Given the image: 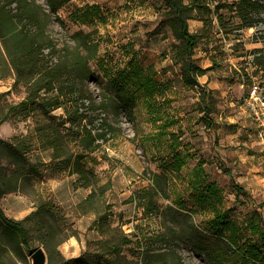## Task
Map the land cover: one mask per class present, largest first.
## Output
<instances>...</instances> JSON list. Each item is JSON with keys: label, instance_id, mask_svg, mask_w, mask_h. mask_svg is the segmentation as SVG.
I'll use <instances>...</instances> for the list:
<instances>
[{"label": "rangeland", "instance_id": "1", "mask_svg": "<svg viewBox=\"0 0 264 264\" xmlns=\"http://www.w3.org/2000/svg\"><path fill=\"white\" fill-rule=\"evenodd\" d=\"M216 1L209 0L212 10ZM36 2L46 6V0ZM166 11L160 0H72L59 11L64 23L54 19L48 26V36L59 48L74 46L73 34L79 30L92 33L99 51L91 66L98 79L88 82V86L97 102L104 96L109 104L95 123L101 128L102 120L106 122L109 140L101 141L100 148L85 160L86 167L94 170L98 183L95 187L80 189V193H74L80 187L72 181L67 187L50 191L46 184L51 177L46 165L50 160L49 152L33 150L29 153V163L39 166L40 174L16 180L12 174L18 168L0 146V172L6 180L1 206L6 215L22 221L42 201L49 199L60 208L59 215L46 217L55 226V234L46 246L51 263L74 264L71 262L74 258L93 257L103 252L95 243L101 236L93 223L106 211L105 206L110 205L113 226L125 234L164 233L168 242L155 245L161 252L173 251L186 264H208L185 240L175 237L186 227L189 214L196 224L212 216L210 212L201 211L192 214V208L196 207L186 190L193 168L201 160L210 180L221 187L224 207L231 208L228 210L230 218L242 225L247 214L257 210L264 224V156L255 149H251L254 157L247 155V146L238 145L243 139L237 129L242 112L248 113L245 99L252 85H259L264 92V22L225 37L218 34L217 19L213 16L215 30L209 38L199 41L194 54L201 68L211 70L199 77V86L191 89L183 80L182 64L174 61L179 40L170 27L161 33L157 31ZM189 25L192 32H200L203 22L190 20ZM3 50L0 46V60L5 58ZM256 57H261V61H255ZM4 68H0L1 73L8 72V67ZM9 69L8 77L0 78V121L6 116L9 105L26 97L23 86L14 87L15 73L10 65ZM136 71L142 73L143 81L149 79V88L139 87L141 82L135 77ZM122 74L125 75L120 77V83H127L124 92L136 95L132 121L122 108L115 107V90L109 83ZM204 92L214 99L211 116L215 126L212 129L201 121L199 97ZM148 102L157 104L156 109L160 108L176 122L169 128L170 132L177 134L182 129L178 151L187 158V164L179 174L167 168L172 160V141L168 136L157 135L161 123H155ZM32 128L31 119H11L0 125V140L12 142L15 137L27 136ZM215 153L218 156H214ZM68 173L62 174L67 176ZM154 173L168 175L169 198L155 196L153 211L147 214V201L132 197L153 186ZM234 183L246 194H237ZM100 186L105 188L104 201L94 203L96 212H85L80 207L84 196ZM180 199L187 201V207L177 203ZM173 216L178 220L173 222ZM240 237L244 247L257 243L245 227ZM132 240L134 243L125 246L120 256L112 257L118 264L142 260L136 238ZM30 246L32 251L42 246L38 235H31ZM31 253L0 230V264H32Z\"/></svg>", "mask_w": 264, "mask_h": 264}, {"label": "trees", "instance_id": "2", "mask_svg": "<svg viewBox=\"0 0 264 264\" xmlns=\"http://www.w3.org/2000/svg\"><path fill=\"white\" fill-rule=\"evenodd\" d=\"M71 1L46 0V6H43L36 0H0V46L9 61L8 63L5 58L0 60V68L8 67V72H0V78L8 77L11 72L10 65L15 73L14 87L23 86L26 89V97L17 104L9 105L0 125L11 119H31L33 123L27 136L15 137L12 142L0 140V146L18 168L12 174L16 180L21 176H39V166L29 163L28 154L33 150L44 151L50 153V160L46 165L51 171V177L63 172L76 174L78 179L75 186L88 189L95 187L98 182L94 170L86 167L85 160L100 148V141L109 140L105 131L108 128L106 122L102 120L101 128L95 126L100 113L109 104H106L104 96L97 102L88 86V82L98 79L91 66L99 51L98 44L92 39V33L83 30L75 32L74 46L67 45L63 48H59L48 36V26L54 19L64 23L59 11ZM160 1L164 3L167 11L157 31L161 33L170 27L179 40L180 45L176 47L174 61L182 64L183 80L191 89L199 86V77L211 70L201 68L195 62L194 54L199 41L209 38L215 30L213 16L217 19L218 34L222 33L225 37L235 31L255 28L264 22L262 0H217L213 10L209 0ZM190 20L203 22L200 32L190 30ZM255 61H261V57H256ZM141 74L140 71L135 74L138 82H141L139 87L147 88L149 79L143 81ZM124 75H119V78L109 83L115 90V107L122 108L132 121L137 100L136 95L124 92L127 83L121 84L119 81ZM199 101V111L203 114L201 121L206 128H213L215 120L211 115L214 99L204 92L201 93ZM156 105L148 102L147 107L153 111L155 123H161L157 128V135L168 136L172 141V160L167 168L179 174L187 164V158L178 151L183 132L182 129L177 134L170 132L169 128L176 122L167 117L166 112H162L160 108L156 109ZM152 180V187L145 188L132 197L133 200L137 198L147 201V214L153 211L155 196L169 198L168 175L154 173ZM5 185L6 180L0 172V230L14 237L18 244H22L30 252H33L30 248L31 235L36 234L46 250L55 234V226L46 217L59 215L60 208L49 199L42 201L22 221L9 218L1 206V199L6 193ZM234 187L237 194H246L239 184L234 183ZM186 190L196 207L192 208L191 213L210 212L212 216L196 224L189 214L186 227L175 235L177 239L185 240L191 250L205 258L208 264H245L251 261L254 264H264V224L260 212L253 210L248 213L242 225L230 218L228 210L231 208L224 207L222 189L217 182L210 180L202 160L194 166ZM104 199L105 188L100 186L98 190L92 189L80 207L85 212H96L94 203ZM177 203L183 208L187 207L184 199ZM105 208L106 211L93 223L101 236L95 243L103 252L93 257L82 255L71 262L118 264L116 258L112 257L120 256L125 246L134 243L132 238L135 237L142 260L128 261L127 264H186L175 252H161V248L155 246L168 242L169 239L164 233L125 234L112 224V206L106 205ZM176 220L178 217L173 216L172 221ZM244 227L257 243L247 247L240 244V234ZM49 262L54 264L50 258Z\"/></svg>", "mask_w": 264, "mask_h": 264}, {"label": "crops", "instance_id": "3", "mask_svg": "<svg viewBox=\"0 0 264 264\" xmlns=\"http://www.w3.org/2000/svg\"><path fill=\"white\" fill-rule=\"evenodd\" d=\"M242 115H243V118H239L241 121H240V125L237 126V129H239L241 131V137L243 140H242V142L238 143V145H239V147H240V145H246L247 146V149H246L247 155H249L250 157H254V152H253L254 150H251V149H255L256 151H261V148L259 145L257 127H256V124L254 123V121L252 120L253 118L251 117V114L249 111L246 114V111L244 110V112H242ZM157 124H159V122ZM210 129H212V128H210ZM215 155L218 156V154H216V153L214 154V156ZM77 177L78 176L76 174L71 175L70 173H68V175L65 176V174L61 173V174H58V175H55L53 177L48 178L46 181V184H47V186H49L50 191L54 192L55 190L61 189L64 186L67 187L70 184V181L75 183L76 180L78 179ZM80 189H83V187H80L74 193H80L79 192ZM248 191L251 193L250 190H248ZM89 194H90V192H87V194L84 196V198L86 199L87 195H89ZM77 196H78V194H77Z\"/></svg>", "mask_w": 264, "mask_h": 264}, {"label": "built area", "instance_id": "4", "mask_svg": "<svg viewBox=\"0 0 264 264\" xmlns=\"http://www.w3.org/2000/svg\"><path fill=\"white\" fill-rule=\"evenodd\" d=\"M245 106L257 126L258 139L264 156V92L259 85H252L251 91L245 99Z\"/></svg>", "mask_w": 264, "mask_h": 264}, {"label": "water", "instance_id": "5", "mask_svg": "<svg viewBox=\"0 0 264 264\" xmlns=\"http://www.w3.org/2000/svg\"><path fill=\"white\" fill-rule=\"evenodd\" d=\"M31 260L32 264H50L47 251L42 246L31 253Z\"/></svg>", "mask_w": 264, "mask_h": 264}]
</instances>
